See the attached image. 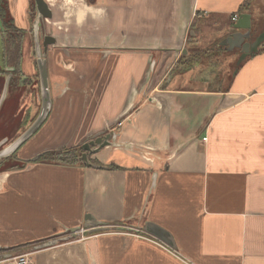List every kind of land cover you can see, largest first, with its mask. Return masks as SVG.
Here are the masks:
<instances>
[{"label": "crops", "instance_id": "0c3cea01", "mask_svg": "<svg viewBox=\"0 0 264 264\" xmlns=\"http://www.w3.org/2000/svg\"><path fill=\"white\" fill-rule=\"evenodd\" d=\"M45 1L52 17L33 21L31 0H9L19 28L39 20L56 42L49 114L14 153L22 167L0 173V248L55 240L35 264H264V50L232 75L220 43L242 13L257 31L250 0ZM96 134L113 142L91 155L101 167L32 161Z\"/></svg>", "mask_w": 264, "mask_h": 264}, {"label": "rangeland", "instance_id": "374dc122", "mask_svg": "<svg viewBox=\"0 0 264 264\" xmlns=\"http://www.w3.org/2000/svg\"><path fill=\"white\" fill-rule=\"evenodd\" d=\"M32 5V19L34 21L35 16L37 15V10H36V4L35 0H31ZM246 8H250L252 10L253 14L255 15V18H261V23L259 25H264V0H250L249 3L247 4ZM262 14V15H261ZM262 16V17H261ZM42 19V18H41ZM43 24V23H42ZM39 25V42H40V52H43V38L47 33H45V28L43 26ZM232 26V25H231ZM234 27V26H232ZM35 28H32V31ZM1 30V28H0ZM31 30V29H30ZM229 32H232L233 28L228 29ZM26 34V31H24V37L22 39V42L20 43L19 49H21V61H25L24 66H21L19 68H15L13 70L9 69L10 67H15V59H16V50L11 43L7 44V54L4 57L3 54V44H2V35L3 37H7L6 33H1L0 32V150L4 149L5 146L11 143L12 140L15 138H18L20 135H22L31 125L32 123L36 120L38 117L42 105L39 107H36V105L33 103L34 99V86L32 84H36V87L41 89V83L39 79H35L31 83L30 78L31 76L28 75L29 71L26 70L25 64H26V59L28 55L32 54L36 55V47H35V32H32ZM28 36V39L26 37ZM255 35H258V32L256 31ZM218 42V41H217ZM18 45V44H17ZM6 53V49H5ZM235 53H237L238 58L236 62L230 65V71L231 74H235L236 70L238 68L233 69V65H237L239 58H240V49H234L232 51V56H235ZM230 55V53H220V59L222 58V62H224V59L226 58V55ZM214 55V54H213ZM252 55L247 56L239 66H243L246 63V60L250 58ZM203 56V55H202ZM205 59H202L203 64H206L207 62H210L213 60V57H206L205 55L202 57ZM21 73V74H20ZM10 78V83H12L9 87V90L7 92V95L4 96V92L6 90L5 84L7 81V78ZM13 79V80H12ZM35 106V107H34ZM23 161L19 160L15 154H12L8 157H6L2 162L0 163V173L4 174L6 171L9 172L12 169H17L22 167ZM6 175V173H5ZM116 229V228H115ZM124 231H130L131 233L137 232L138 234H142L138 231H135L134 229L129 228L125 229ZM90 234V231H82L79 236H87ZM92 234V233H91ZM145 235V234H142ZM146 237V236H145ZM149 238V237H148ZM151 239V238H149ZM153 239V238H152ZM56 240H59L56 239ZM72 240V239H71ZM156 241V240H155ZM50 241L45 240L42 243L39 244H30L26 246H18V247H13V248H0V261L15 258L19 255L22 254H27L30 253L37 248H40L42 246H47L49 245ZM157 243V242H156ZM160 246V244H157ZM164 249V248H163ZM4 264V263H0Z\"/></svg>", "mask_w": 264, "mask_h": 264}, {"label": "water", "instance_id": "95a60500", "mask_svg": "<svg viewBox=\"0 0 264 264\" xmlns=\"http://www.w3.org/2000/svg\"><path fill=\"white\" fill-rule=\"evenodd\" d=\"M36 10H37V19L43 18H51L52 17V10L49 4L45 0H35ZM235 29L240 31L233 33L230 37H228L223 44L230 43V47L228 49H233L234 47L241 48V55L238 61V65L249 55L254 54L260 50L261 44L264 42V29L257 35L253 42L245 41L246 38H249L251 35V28H252V15L250 13H242L234 25ZM39 20H36L35 23V47H36V55L38 57V65H39V72H40V83H41V96H42V107L40 113L36 120L32 123V125L18 138H16L12 143H10L7 147L0 150V163L6 157L14 154L20 147L23 145L36 131V129L43 123L46 117L49 114L50 107H51V95H50V87L48 82V72H47V59H46V52L50 45L56 42L55 37L51 35H45L43 38V52H40V42H39ZM242 30H246L245 32ZM10 78H7L5 87L6 90L4 92V96L7 95ZM111 134H96L91 137V139L86 140L82 145V154L80 159L84 162V164L88 167H101L100 165L93 163L91 160V155L95 154L96 152L100 151L103 147L111 145L113 142L110 140ZM38 156V155H37ZM34 157V159L37 158ZM88 219H92L91 216H87ZM93 227L90 230H98L100 229V223L93 222ZM89 226V225H88ZM78 230H81L79 227L73 228L71 230V236H77ZM145 230L155 237L162 240L168 246L175 247V243L172 240L170 233L159 227L158 225L148 222L145 226ZM80 232V231H79ZM56 241L52 240L48 244H54Z\"/></svg>", "mask_w": 264, "mask_h": 264}, {"label": "trees", "instance_id": "16d2710c", "mask_svg": "<svg viewBox=\"0 0 264 264\" xmlns=\"http://www.w3.org/2000/svg\"><path fill=\"white\" fill-rule=\"evenodd\" d=\"M0 32L6 33L7 37H3L2 35V44H3V54L4 57L7 54V44L11 43L16 50V59L15 61V68L20 67L21 63V49L20 43L24 37V30L19 28L15 20L11 14L10 7H9V0H0ZM264 29V25H259L257 28L258 34ZM18 44V45H17ZM6 49V53H5ZM264 50V42L259 50V52ZM255 54V53H254ZM82 154V149L80 146L74 147H67L60 150H53V151H46L37 156L36 159L32 161L35 163L42 162V163H54V164H64V165H75V164H84V162L80 159ZM92 160V159H91ZM93 163L96 161L92 160ZM97 164V163H96Z\"/></svg>", "mask_w": 264, "mask_h": 264}, {"label": "built area", "instance_id": "2783aa9c", "mask_svg": "<svg viewBox=\"0 0 264 264\" xmlns=\"http://www.w3.org/2000/svg\"><path fill=\"white\" fill-rule=\"evenodd\" d=\"M236 18V17H235ZM204 139L206 140L207 137H204ZM80 232H82V230H79ZM79 232V233H80ZM138 235V234H137ZM154 242H157V244H160V246L162 248H164L165 250L167 251H170L173 255L177 256V257H180V255L177 253L176 250H174L173 248H171L170 246H168L167 244L165 243H162L160 241H154ZM181 258V257H180ZM16 264H35V262L33 261V259L31 258L30 254L27 253V254H22V255H19L15 258H12Z\"/></svg>", "mask_w": 264, "mask_h": 264}, {"label": "flooded vegetation", "instance_id": "af4514ba", "mask_svg": "<svg viewBox=\"0 0 264 264\" xmlns=\"http://www.w3.org/2000/svg\"><path fill=\"white\" fill-rule=\"evenodd\" d=\"M51 4H53V1L51 2ZM244 32H245V31H244ZM233 33H234V31H233V32H230V34L224 36L223 39H221V41H220L221 45H223V44H222L223 41H225V40H226L228 37H230ZM255 33H256V31H254L253 28H251V35H250L249 38H246L245 41L253 42V41L255 40V38L257 37V36L255 35ZM261 46H262V44H261ZM261 46H260V47H261ZM224 47L229 48V47H230V43L226 44ZM233 49H240V52H241V48H240V47H239V48H238V47H234ZM233 49H232V50H233ZM14 69H15V67H14Z\"/></svg>", "mask_w": 264, "mask_h": 264}, {"label": "bare ground", "instance_id": "6f19581e", "mask_svg": "<svg viewBox=\"0 0 264 264\" xmlns=\"http://www.w3.org/2000/svg\"><path fill=\"white\" fill-rule=\"evenodd\" d=\"M52 2V1H51Z\"/></svg>", "mask_w": 264, "mask_h": 264}]
</instances>
